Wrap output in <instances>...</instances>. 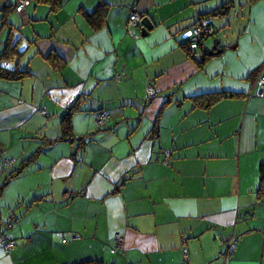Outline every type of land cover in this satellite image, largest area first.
<instances>
[{
  "label": "crops",
  "instance_id": "0c3cea01",
  "mask_svg": "<svg viewBox=\"0 0 264 264\" xmlns=\"http://www.w3.org/2000/svg\"><path fill=\"white\" fill-rule=\"evenodd\" d=\"M1 18L2 64L29 72L0 76V230L25 240L0 264H264V0H29ZM199 18L222 48L201 66L183 45ZM211 93L230 95L205 109ZM72 105L81 147L62 135Z\"/></svg>",
  "mask_w": 264,
  "mask_h": 264
},
{
  "label": "trees",
  "instance_id": "16d2710c",
  "mask_svg": "<svg viewBox=\"0 0 264 264\" xmlns=\"http://www.w3.org/2000/svg\"><path fill=\"white\" fill-rule=\"evenodd\" d=\"M20 0H0V11H1V13H2V18H1V20H6V18H7V13L8 12H10L11 10H16L15 9V7H16V5H17V3L19 2ZM24 1V6L29 2V0H23ZM35 2H38V3H44V4H47V5H49V8L51 9V10H55V9H57L58 7H60L61 6V4H62V0H34ZM17 11V10H16ZM18 12V11H17ZM95 14H93V16H94ZM141 15L142 16H144V14H142L141 13ZM95 17V19H97V20H100L99 19V17L96 15V16H94ZM199 20H206L205 18L204 19H202V18H199V19H197L196 21H199ZM208 21V20H207ZM208 26L210 25L209 24V22H208V24H207ZM214 29H213V33L212 34H208V35H203V36H201V38L200 39H198L197 41H194L193 43L192 42H190L189 40H188V38H185V42L183 43V45H184V48L186 49V51H187V53H188V55H190L192 58H194V57H196L195 56V48H197V49H199V50H202L203 51V53H201L200 55H198L195 59H196V61H197V63H198V65L199 66H201L202 65V63L204 62V60L205 59H207L208 57H210V55H209V53H208V51L207 50H204L203 49V47L200 45V43H201V41H202V39L204 38V37H208V36H212V35H214ZM10 36L5 40V42H4V51L0 54V76H2V77H6V78H20L21 77V75H23V74H25V73H28L29 71H24V70H17V69H15V70H12V71H9V70H7L5 67H4V65L2 64L5 60H10L11 59V51L13 50V48L12 49H9L10 50V53H9V50H8V47H7V45L9 44V41H10ZM197 51V50H196ZM227 95V96H229L230 95V93H211V94H204L203 96H202V98H204V100L205 101H203L202 103H204V108L205 109H208L211 105H212V103H214L215 101H217V99L221 96V95ZM74 105H72L71 107H69L68 109H67V111L64 113V116H63V119H62V135L63 136H66V135H70V141H72V140H78L77 141V145L79 146V147H81V145L83 144V141H85V139L84 138H81V137H79L78 139L76 138H73V136H71L72 134H70V129H71V126H70V115H71V113H72V110H73V107ZM99 112H104L103 110H97L96 112H95V114H97V113H99ZM106 115H107V113L106 112H104ZM96 117V116H95ZM106 119H107V117H106ZM155 125V124H154ZM105 126H106V123H105V125L104 126H101V127H98L97 126V124H96V130H103L104 128H105ZM152 132L153 133H156V130H152ZM78 146H77V148H78ZM165 154H167V157H166V159L167 158H169V152L168 151H163V158H164V160H165ZM11 224V223H10ZM0 232H2L3 234H6L5 233V231H2V230H0ZM8 235V234H7ZM12 238V237H11ZM13 239V238H12ZM228 239H230V238H227V237H223L222 238V240H223V243L225 244L224 246H225V250H228V244H227V242H228ZM14 240V239H13ZM231 240V239H230ZM232 241H233V239H232ZM15 242V241H14ZM234 242V241H233ZM15 247V246H14ZM224 250V251H225ZM223 251V252H224ZM223 252H221V255L223 254ZM226 252V251H225ZM229 252V254H228V256H226V258L227 257H229L230 256V254H231V252H232V250H229L228 251ZM186 253H187V251H186ZM225 259V258H224ZM98 262H96V261H92V260H89V261H85V262H80V263H78V264H97ZM99 264V263H98Z\"/></svg>",
  "mask_w": 264,
  "mask_h": 264
},
{
  "label": "built area",
  "instance_id": "2783aa9c",
  "mask_svg": "<svg viewBox=\"0 0 264 264\" xmlns=\"http://www.w3.org/2000/svg\"><path fill=\"white\" fill-rule=\"evenodd\" d=\"M24 7V1L20 0L15 9L19 12L23 9ZM142 19V15L140 12H138L134 6H130V13L127 19V23L126 25L128 27H140V21ZM208 24L207 20H199V21H195V23L191 26V28L185 32V38H188V40L190 42H194L197 41L198 39L201 38V36L203 35H208V34H212L213 33V28ZM257 80L259 82V90H258V94L260 96L264 97V74L260 73L257 77ZM146 94H147V98L151 99L156 95V90L155 88L151 85L148 84L147 88H146ZM45 113V112H42ZM106 117L107 115L104 112H99L96 114L95 117V123L97 124L98 127L104 126L106 123ZM167 154H165V160H166ZM11 224L7 223L5 224V227H10ZM115 245L116 246H120L122 243V237L119 233L115 234ZM0 244L2 245L3 251L5 253H9L15 246V242L14 240L7 234H3L2 232H0ZM228 250H226V252H224L222 255H220L221 257L225 258L226 256H228L229 254V250H232L234 247V242L230 239H228ZM184 253H186V249L183 250Z\"/></svg>",
  "mask_w": 264,
  "mask_h": 264
},
{
  "label": "water",
  "instance_id": "95a60500",
  "mask_svg": "<svg viewBox=\"0 0 264 264\" xmlns=\"http://www.w3.org/2000/svg\"><path fill=\"white\" fill-rule=\"evenodd\" d=\"M153 27L152 22L149 20L147 16H142V19L140 21V34L146 35L149 30H151ZM220 44V38L216 37L213 39V44L208 50V53L210 55H217L221 52L222 48L219 45Z\"/></svg>",
  "mask_w": 264,
  "mask_h": 264
},
{
  "label": "rangeland",
  "instance_id": "374dc122",
  "mask_svg": "<svg viewBox=\"0 0 264 264\" xmlns=\"http://www.w3.org/2000/svg\"><path fill=\"white\" fill-rule=\"evenodd\" d=\"M210 37H213V36H210ZM213 38H214V37H213ZM95 125H96V123H95ZM14 241H15L16 244H17V243L24 242L25 240H23V239H17V240H16V239H15ZM15 246H16V245H15ZM5 254H7V253H5ZM5 254H4V256H6Z\"/></svg>",
  "mask_w": 264,
  "mask_h": 264
}]
</instances>
